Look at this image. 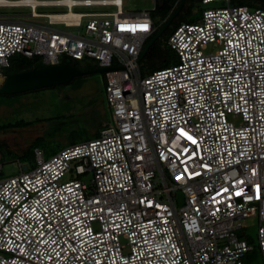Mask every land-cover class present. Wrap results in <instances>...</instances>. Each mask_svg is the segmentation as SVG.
Wrapping results in <instances>:
<instances>
[{
  "label": "built area",
  "instance_id": "2783aa9c",
  "mask_svg": "<svg viewBox=\"0 0 264 264\" xmlns=\"http://www.w3.org/2000/svg\"><path fill=\"white\" fill-rule=\"evenodd\" d=\"M200 2L226 5L177 25L167 46L178 64L148 75L149 11L127 14L125 0L0 6L30 10L0 15V91L14 55L95 63L111 112L98 138L49 158L36 148L34 168L0 179V264H246L249 221L264 260V1Z\"/></svg>",
  "mask_w": 264,
  "mask_h": 264
},
{
  "label": "rangeland",
  "instance_id": "374dc122",
  "mask_svg": "<svg viewBox=\"0 0 264 264\" xmlns=\"http://www.w3.org/2000/svg\"><path fill=\"white\" fill-rule=\"evenodd\" d=\"M124 11L128 13L152 12L155 10V0H125ZM245 4L252 5V0H240ZM183 5V7L186 5ZM254 3V2H253ZM233 4H235L233 2ZM225 3L218 2L208 6H203L199 1L187 3L188 18L198 20L201 18V9L205 7H222ZM102 9V8H98ZM87 8H75V12L87 11ZM65 8H38L37 12L52 14L64 13ZM29 9L21 8H0L1 16L29 15ZM30 22L46 23L45 19H31ZM157 20V19H156ZM160 45L164 48L167 42L160 39ZM170 58H174L172 53ZM163 62L162 58H157L154 65L148 63L147 59L140 61L143 75H148L157 70ZM173 64V63H172ZM82 67V66H81ZM80 67V68H81ZM83 68V67H82ZM8 70L6 71L7 74ZM88 81L82 83L77 90L69 86L59 89H44L27 92L14 96H0V124H15L18 121L32 122L31 126L11 128L0 132V161L4 153H12L6 162H3V176L14 175L22 170L35 167V159L19 158L32 145H38L46 158L58 153L71 145L84 141L93 140L100 136L96 127L92 126L91 118L96 117L104 123H111L105 99V89L102 83V76L99 74L89 76ZM90 102L95 104L88 105ZM110 118V119H109ZM38 147V148H39ZM1 164V163H0ZM180 196L179 206L183 205V197ZM250 228L246 233L251 240L253 251H250L243 259L246 264H264L263 256L258 250V223L249 221Z\"/></svg>",
  "mask_w": 264,
  "mask_h": 264
},
{
  "label": "trees",
  "instance_id": "16d2710c",
  "mask_svg": "<svg viewBox=\"0 0 264 264\" xmlns=\"http://www.w3.org/2000/svg\"><path fill=\"white\" fill-rule=\"evenodd\" d=\"M155 1H156L155 10L151 12V16L153 18L152 20H154V22H155V25H156L157 31H158V29L160 27H162V25L167 21V19L170 18L172 16V14L175 12L177 7L181 3V0H155ZM195 1H199L200 2V0H186L187 3H193ZM187 3L182 8V10L179 12L178 16L174 19V21L167 28V30L163 33V35H162V37L160 39L164 38L165 41L167 42L169 36L175 30V27L177 25L182 24V23L194 24V23H196L199 20V18H198V20H192V19H190V18H188L186 16L188 14ZM242 4H245V3L242 1ZM203 9L204 8L201 9V14H202ZM160 39L157 40L150 47V49H148L149 51L147 52V54L145 55V57L143 59H147L148 63H150L151 65H154L153 63H154L155 60H157V58H162L163 62L161 63V65L158 66L159 67L158 69H163V68H167V67H170L172 65L178 64L179 58H178L177 54H175L172 50H170V48L168 46L163 48L160 45ZM170 53H172L173 56H175V57L174 58H170V56H169ZM73 65L77 69H79L81 71H92V70H95L97 68V64L88 63V62H84V61L83 62L82 61L74 62ZM44 67H45V65L42 63V60L40 58H38V57L32 58V59H28V58H25V57H23L21 55H14L11 58V65L8 68L7 75L20 73V72H25V71H30V70L41 69V68H44ZM93 75H96V74H93ZM93 75H88V76H84V77H78V78H75L74 80H72V82L70 84H68V85H62V86L54 87V88H51V89H53V90H55V89L62 90L64 87L69 86L71 89L77 90V89H79L81 87L82 83H84L85 81H88V79H89L88 77L89 76H93ZM16 96H18V95H15L14 97H16ZM92 104H95V103L94 102H90L88 105H92ZM107 108H108V110H106V111H108L109 117L111 118V113L109 111L108 105H107ZM91 120H92V122H91L92 126L96 127V130H97V132L99 134L101 133V131L103 129H105L106 127H108L110 125V123H109V125L107 126L108 123H104L100 119L97 120L96 117H94V118L92 117ZM31 125H32V122H26V121H18L15 124H13V123H8V124H4V125L0 124V132L9 130L11 128H19V127H25V126H31ZM38 147H39L38 145H32L28 149V151H26L24 154H22L20 156V158H19L20 161L19 162H23L22 161L23 159H29L31 157H33L35 159L34 150L36 148H38ZM12 156H13L12 153H4L3 156H1L2 159H1L0 163L3 164L4 161L6 162ZM4 177L5 176H3V171H2L0 173V179H2ZM241 237L247 238V236L244 235L243 233H241ZM250 241L251 240L249 239V242Z\"/></svg>",
  "mask_w": 264,
  "mask_h": 264
},
{
  "label": "water",
  "instance_id": "95a60500",
  "mask_svg": "<svg viewBox=\"0 0 264 264\" xmlns=\"http://www.w3.org/2000/svg\"><path fill=\"white\" fill-rule=\"evenodd\" d=\"M186 0H181L178 8L172 14L170 18L158 29L155 35L146 43L144 49L140 56L142 60L150 47L159 40L163 33L167 30L170 24L174 21L179 11L182 9ZM264 1V0H262ZM106 69H95L92 71H81L77 69L73 64L67 61L64 64L58 66L44 67L41 69L30 70L15 74H9L6 76L3 89L0 91V96H15L27 92L40 91L44 89H51L54 87L68 85L78 77H84L93 74H100L102 76V83L105 87L103 81V73ZM111 113V112H110Z\"/></svg>",
  "mask_w": 264,
  "mask_h": 264
},
{
  "label": "bare ground",
  "instance_id": "6f19581e",
  "mask_svg": "<svg viewBox=\"0 0 264 264\" xmlns=\"http://www.w3.org/2000/svg\"><path fill=\"white\" fill-rule=\"evenodd\" d=\"M29 3V2H32V3H35L36 0H22V1H16V0H0V6H3V7H15V6H18L19 3ZM68 17H72V16H58L56 17L57 19H62V20H65L67 19Z\"/></svg>",
  "mask_w": 264,
  "mask_h": 264
},
{
  "label": "crops",
  "instance_id": "0c3cea01",
  "mask_svg": "<svg viewBox=\"0 0 264 264\" xmlns=\"http://www.w3.org/2000/svg\"><path fill=\"white\" fill-rule=\"evenodd\" d=\"M177 8H178V7H177ZM182 8H183V7H182ZM181 10H182V9H181ZM181 10H180V11H181ZM180 11H179V12H180ZM178 14H179V13H178ZM177 16H178V15H177ZM177 16H176V17H177Z\"/></svg>",
  "mask_w": 264,
  "mask_h": 264
}]
</instances>
